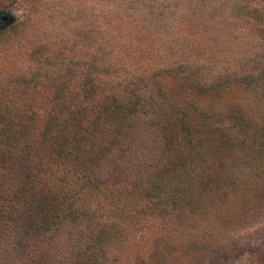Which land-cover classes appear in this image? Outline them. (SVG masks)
Wrapping results in <instances>:
<instances>
[{
    "label": "rangeland",
    "instance_id": "1",
    "mask_svg": "<svg viewBox=\"0 0 264 264\" xmlns=\"http://www.w3.org/2000/svg\"><path fill=\"white\" fill-rule=\"evenodd\" d=\"M0 4V100L31 108L26 114L38 130L48 112L72 114L90 77L113 82L129 72L155 81L154 87L162 83L169 104L193 101L219 112L216 123L203 119L201 141L169 146V165L176 162L155 179L162 195L145 186L151 161L144 148L133 174L132 165L115 161L123 179L120 192L109 196L124 202L123 210H97L94 190L75 193L72 153L62 150L58 158L56 147L44 153L45 141L38 143L44 154L34 155L31 165L49 170L64 210H88L72 227L79 243H88L90 232H113L92 253L107 264H264V0ZM17 112L9 106V114ZM221 129L225 138L216 137ZM91 136L84 142L93 148L85 165L105 187L116 188L108 182L111 152L94 143L104 136ZM152 136H143L146 144H155ZM70 194L71 201L62 202ZM148 201L156 207L147 210Z\"/></svg>",
    "mask_w": 264,
    "mask_h": 264
},
{
    "label": "trees",
    "instance_id": "2",
    "mask_svg": "<svg viewBox=\"0 0 264 264\" xmlns=\"http://www.w3.org/2000/svg\"><path fill=\"white\" fill-rule=\"evenodd\" d=\"M0 7H4L3 4ZM139 79L143 81L141 86H138ZM111 80L96 77L95 81H91L90 77L80 86L83 96L77 107L71 109L72 114L48 112L42 117L44 123L39 130L32 124L33 117L26 114L31 108L27 110L0 100V264H107L97 260L92 253L98 250L97 245L101 242L108 243L106 239L113 232L105 229L90 232L87 235L89 242L79 243L72 227L85 221L88 210H68L70 207L64 210L57 192L52 188L56 181L48 176L45 162L43 165L40 161L45 174L31 165L32 159L37 161L34 155L40 158L51 147L57 148L58 158L62 150L72 153L75 193L90 195L94 190L97 210H123L126 204L120 200L114 202L109 196L120 192L119 183L123 179L116 172V160L121 159L124 166L132 165L133 174L143 164L139 153L144 148L150 154L147 161H151V167L144 176L145 186H150L151 193L162 195L155 179L163 176L167 169H175V160L169 165V146L201 141L197 132L201 131L203 119L209 115L211 122L216 123L212 117L219 115L212 107L205 110L193 101L169 104L163 98V84L154 87L155 81L146 82L137 72L122 73L117 80ZM100 81L108 86L104 87ZM156 93H160L161 97ZM9 106L15 107L18 112L9 114ZM80 109L89 113L86 116L79 114ZM150 131L155 142L151 145L143 139ZM93 133L104 136L100 141H94L96 148H107L111 152L113 163L108 182L110 185L116 183V188L105 187L102 177L85 165L93 148L84 146V142L86 137L92 138ZM225 134L221 129L216 137L225 138ZM37 135L41 138L35 143ZM42 141L49 148L46 150L45 147L44 153L39 152L37 147ZM104 189H109V193ZM71 199L70 194L62 202ZM151 204L153 201H148L147 210L156 207ZM94 210L89 211L92 213ZM99 239L104 240L98 242Z\"/></svg>",
    "mask_w": 264,
    "mask_h": 264
},
{
    "label": "water",
    "instance_id": "3",
    "mask_svg": "<svg viewBox=\"0 0 264 264\" xmlns=\"http://www.w3.org/2000/svg\"><path fill=\"white\" fill-rule=\"evenodd\" d=\"M1 18H3V19H4V21L6 20V19H5V16H1Z\"/></svg>",
    "mask_w": 264,
    "mask_h": 264
}]
</instances>
